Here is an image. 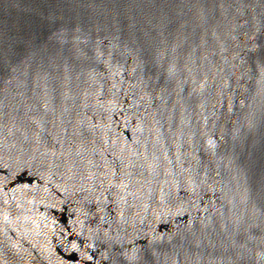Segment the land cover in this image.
I'll return each instance as SVG.
<instances>
[{
  "label": "water",
  "instance_id": "95a60500",
  "mask_svg": "<svg viewBox=\"0 0 264 264\" xmlns=\"http://www.w3.org/2000/svg\"><path fill=\"white\" fill-rule=\"evenodd\" d=\"M0 264H264V0H0Z\"/></svg>",
  "mask_w": 264,
  "mask_h": 264
}]
</instances>
